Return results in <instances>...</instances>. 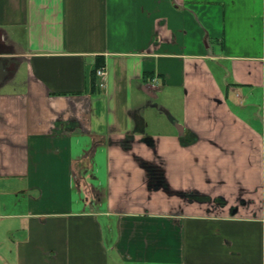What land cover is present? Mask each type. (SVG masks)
<instances>
[{
    "label": "crops",
    "instance_id": "crops-1",
    "mask_svg": "<svg viewBox=\"0 0 264 264\" xmlns=\"http://www.w3.org/2000/svg\"><path fill=\"white\" fill-rule=\"evenodd\" d=\"M113 262L264 264V0H0V264Z\"/></svg>",
    "mask_w": 264,
    "mask_h": 264
},
{
    "label": "built area",
    "instance_id": "built-area-1",
    "mask_svg": "<svg viewBox=\"0 0 264 264\" xmlns=\"http://www.w3.org/2000/svg\"><path fill=\"white\" fill-rule=\"evenodd\" d=\"M95 75L98 79H103V77L105 76V70L104 67H99L96 71H95ZM99 88H102L104 86L103 82L100 81L98 83Z\"/></svg>",
    "mask_w": 264,
    "mask_h": 264
},
{
    "label": "rangeland",
    "instance_id": "rangeland-1",
    "mask_svg": "<svg viewBox=\"0 0 264 264\" xmlns=\"http://www.w3.org/2000/svg\"><path fill=\"white\" fill-rule=\"evenodd\" d=\"M222 202H223V201H222ZM218 203H221V200H220V201H218ZM240 203L244 205V204H245V201H244V200H243V201H242V200H240ZM224 204H225V203H224ZM214 206H215V205H214ZM113 264H115V263L113 262Z\"/></svg>",
    "mask_w": 264,
    "mask_h": 264
},
{
    "label": "trees",
    "instance_id": "trees-1",
    "mask_svg": "<svg viewBox=\"0 0 264 264\" xmlns=\"http://www.w3.org/2000/svg\"><path fill=\"white\" fill-rule=\"evenodd\" d=\"M100 62H101V61H98V64H97V66L101 65V64H100Z\"/></svg>",
    "mask_w": 264,
    "mask_h": 264
},
{
    "label": "water",
    "instance_id": "water-1",
    "mask_svg": "<svg viewBox=\"0 0 264 264\" xmlns=\"http://www.w3.org/2000/svg\"><path fill=\"white\" fill-rule=\"evenodd\" d=\"M236 210H237V209H234V212H232V213H235V212H236Z\"/></svg>",
    "mask_w": 264,
    "mask_h": 264
}]
</instances>
